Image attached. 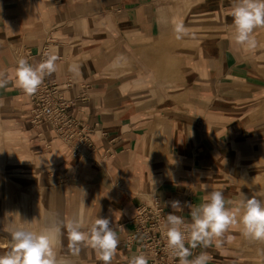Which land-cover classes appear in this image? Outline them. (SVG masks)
<instances>
[{"label": "crops", "instance_id": "crops-1", "mask_svg": "<svg viewBox=\"0 0 264 264\" xmlns=\"http://www.w3.org/2000/svg\"><path fill=\"white\" fill-rule=\"evenodd\" d=\"M171 2L0 0V72L14 76L28 52L39 64L47 47L58 60L45 78L72 80L66 98L94 128L96 148L76 157L47 133V150L30 128L27 96L11 83L0 89V255L13 229L109 217L120 237L112 264H129L140 249L126 242L143 204L158 199L166 217L169 201L199 205L221 190L237 206L242 164L264 153V27L254 30L255 48L241 46L232 0ZM179 21L194 35L176 39ZM176 214L191 221L188 208ZM241 232L233 224L189 259L207 251L209 264H239ZM55 251L62 264H103L91 247L73 254L63 229Z\"/></svg>", "mask_w": 264, "mask_h": 264}, {"label": "clouds", "instance_id": "clouds-1", "mask_svg": "<svg viewBox=\"0 0 264 264\" xmlns=\"http://www.w3.org/2000/svg\"><path fill=\"white\" fill-rule=\"evenodd\" d=\"M230 15L233 18L232 35L235 42L255 48L254 30L264 27V0H232ZM174 31L178 40L194 35L189 33L182 21L175 23ZM57 60L56 55H49L39 64L33 65L27 58H19L14 76L0 72V89L7 88L11 83L29 96L36 94L45 76L56 72ZM69 70L78 73L79 66H72ZM240 196L234 209L226 206L233 202L226 201L221 190L208 193L204 202L199 205L181 203L179 200L167 202L172 211L167 214L164 222L166 247L178 259L179 264H209L212 257L207 251H202L190 260L189 257L193 255L191 249L211 247L217 238L222 237L237 222L242 225L245 237L264 240V199L248 197L243 192ZM185 208L190 211L189 223H186L182 215L176 214L183 212ZM62 229L67 232L68 247L73 254L78 255L81 246L91 247L103 264H112L120 243L112 220L109 217H97L89 227L77 216L61 220L46 231L34 232L23 227L13 229L10 250L0 255V264H62L55 251L56 245L60 243ZM119 231L124 232L126 229L120 225ZM53 232L55 238L50 234ZM186 240L190 248L186 247ZM129 264H148V258L138 250V254L130 257Z\"/></svg>", "mask_w": 264, "mask_h": 264}, {"label": "built area", "instance_id": "built-area-1", "mask_svg": "<svg viewBox=\"0 0 264 264\" xmlns=\"http://www.w3.org/2000/svg\"><path fill=\"white\" fill-rule=\"evenodd\" d=\"M39 56L43 61L49 56V49L46 47ZM26 58H33L31 52L26 54ZM72 87L71 79L60 85L44 78L36 94L29 96L21 91L29 101L30 128L40 141L45 142V148H52L49 138L58 139L68 146L72 155L87 157V154L96 152L92 138L94 128L77 117L73 100L66 98V92ZM165 219L164 207L154 199L140 206L132 220L134 233L127 238L126 244L139 247V252L147 256L149 264H179L166 247ZM189 245L186 240V247Z\"/></svg>", "mask_w": 264, "mask_h": 264}, {"label": "rangeland", "instance_id": "rangeland-1", "mask_svg": "<svg viewBox=\"0 0 264 264\" xmlns=\"http://www.w3.org/2000/svg\"><path fill=\"white\" fill-rule=\"evenodd\" d=\"M185 1L187 0H172L171 3L175 5L180 3V5H182L183 2ZM193 1L195 4L196 0ZM179 9H181V12H183V9L181 7ZM146 53L151 54L149 52ZM158 74L162 81L171 79V78L169 79L163 78L159 73V70H158ZM263 113H264V107L261 111V114ZM239 173L240 176L239 175L237 176L236 183H238L241 192L245 193L248 197L256 196L257 198L264 199V153L260 154L257 160L245 161L242 164V168H240ZM248 241L250 242L249 244ZM262 241L264 248V240ZM237 248L242 253L240 256L239 264H264V255H260L258 246H256V244L253 243V240H251V238H247L242 234V243Z\"/></svg>", "mask_w": 264, "mask_h": 264}, {"label": "bare ground", "instance_id": "bare-ground-1", "mask_svg": "<svg viewBox=\"0 0 264 264\" xmlns=\"http://www.w3.org/2000/svg\"><path fill=\"white\" fill-rule=\"evenodd\" d=\"M38 206V205H37ZM35 207V206H34ZM33 207V208H34ZM33 211V210H32ZM34 221H36V224H35V228H36V230H38V229H40V227H41V225L38 223V221H39V214H38V212H37V209L35 208V220ZM54 225H53V223H52V227H53ZM52 236H53V238H55V233H50ZM251 240H253V243L254 244H256V246H258V250H259V253H260V255H264V248H263V241L261 240H256V239H251ZM250 242L248 241V244H249Z\"/></svg>", "mask_w": 264, "mask_h": 264}]
</instances>
